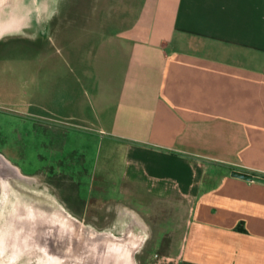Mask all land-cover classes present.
Segmentation results:
<instances>
[{
    "label": "crops",
    "instance_id": "crops-1",
    "mask_svg": "<svg viewBox=\"0 0 264 264\" xmlns=\"http://www.w3.org/2000/svg\"><path fill=\"white\" fill-rule=\"evenodd\" d=\"M16 1L0 9L12 37L29 28ZM112 1L113 12L51 29L52 49L61 33L63 60L77 62L59 81L56 119L126 145L120 184L190 200L177 246L149 264H264V184L230 175L264 176V0ZM41 4L31 0L39 33Z\"/></svg>",
    "mask_w": 264,
    "mask_h": 264
},
{
    "label": "rangeland",
    "instance_id": "rangeland-1",
    "mask_svg": "<svg viewBox=\"0 0 264 264\" xmlns=\"http://www.w3.org/2000/svg\"><path fill=\"white\" fill-rule=\"evenodd\" d=\"M20 3L0 0V9L12 12ZM103 6H111L113 12L118 5L112 0H48V18L37 20V26L40 24L42 28L40 33L29 20L24 21L29 26L25 31L7 29V34L17 37L0 32V156L29 178L11 181L13 186L21 183L37 193L22 191L24 197L30 195L40 204L47 200L42 194L55 198L86 226L120 232L130 218L142 221L146 226V240L136 260L137 264H149L154 253L161 255L177 246L190 212V200L176 193L169 198H158L136 184H120L126 145L88 129L93 127L78 128L77 121L59 122L53 108L59 81L68 83L71 79L68 65L76 67L77 62L63 60L62 55L71 52L72 46L66 36V40L62 39L61 33L59 50L52 49L51 29L68 21L82 23L95 9L99 14ZM97 18L94 20L98 21ZM41 33L43 37H39ZM75 33L74 42H82L84 37L78 35L81 32ZM73 47L77 55L86 53L81 44ZM52 50L55 55L49 59ZM78 63L81 66L83 62ZM3 180L1 177L0 181ZM18 237L26 239L20 229L16 232L10 229L4 257L18 255L14 253L18 250L15 242ZM8 259L7 263L11 264ZM33 261L34 257L28 253L20 262L12 264H34Z\"/></svg>",
    "mask_w": 264,
    "mask_h": 264
},
{
    "label": "water",
    "instance_id": "water-1",
    "mask_svg": "<svg viewBox=\"0 0 264 264\" xmlns=\"http://www.w3.org/2000/svg\"><path fill=\"white\" fill-rule=\"evenodd\" d=\"M25 1L28 6L25 11L26 19L32 21L35 19L36 13L31 10V0ZM41 1L40 18L43 20L44 17L48 18L49 11L46 9L48 0ZM230 175L245 181L264 184V176L247 171L233 169L230 171ZM49 204H40L38 212L41 219L39 237H37L40 253H35V250L30 251L26 244L22 246L26 239L18 237V240L15 241L18 243V250L22 247L25 249L20 253L24 255L19 259V262L29 253L31 257H34V261L49 262L48 259H50L51 264H70L72 262L79 264H136V253L144 244L142 233L138 237L129 238L127 235L122 236V233L117 235L109 231L92 229L82 224L77 225L74 218L72 219V216L70 217V214L65 212L60 205ZM29 230H26L27 233ZM32 236L36 238L33 233ZM32 241L34 242V239ZM7 248L9 249V246Z\"/></svg>",
    "mask_w": 264,
    "mask_h": 264
},
{
    "label": "bare ground",
    "instance_id": "bare-ground-1",
    "mask_svg": "<svg viewBox=\"0 0 264 264\" xmlns=\"http://www.w3.org/2000/svg\"><path fill=\"white\" fill-rule=\"evenodd\" d=\"M10 169V170H8ZM1 177L5 179L2 182L0 181V264H9L7 263V260L9 256L4 257L5 253V239L7 236V233L12 229L16 232L21 230V232L26 235V241L23 242V245L26 244L28 249L30 251L35 250L36 252L40 253L39 246H38V239L39 237V229H40V217H39V211H40V204L37 202L35 198H33L30 195H26L24 197V193L22 191H25L27 194H37L36 192L29 191L25 186H22L21 183L18 185L13 186L11 181L13 179H27L29 178L27 176L22 175L19 170L9 162L5 161L2 156H0V179ZM13 178V179H12ZM25 181V180H24ZM27 189V190H26ZM40 195V193L38 194ZM15 197V198H13ZM42 197H45L47 199L43 203L44 205H50L49 203H55L58 204V201L55 198H49L47 196H44L42 194ZM49 201V202H48ZM62 206V205H60ZM62 209L68 213V211L62 206ZM69 214V213H68ZM132 214V213H129ZM133 216H137L134 213ZM70 217L72 215H69ZM139 217V216H138ZM76 221L77 225H81L82 223L76 219L74 216H72V219ZM137 219L134 217L130 218L128 222L126 223V227H124L119 233H122L123 235H127L130 237H138L142 234L144 235V242L146 240V226L142 221L138 219V222H136ZM141 226H139L140 224ZM139 224V225H138ZM29 225V227H28ZM83 226H86L82 224ZM88 227V225H87ZM91 227V226H89ZM92 228V227H91ZM29 230V233H27L26 230ZM93 229V228H92ZM112 233V231H110ZM32 233L36 236H32ZM128 233V234H127ZM34 239V242L32 241ZM33 245V246H32ZM24 247L20 248V250H15L14 253H17L18 255L14 254V256L10 259H8L11 264L12 262L18 261L24 254H20ZM49 262H46L45 260H38L34 261V264H51V260L48 259ZM71 262V261H70ZM70 264H79L76 262H72Z\"/></svg>",
    "mask_w": 264,
    "mask_h": 264
},
{
    "label": "flooded vegetation",
    "instance_id": "flooded-vegetation-1",
    "mask_svg": "<svg viewBox=\"0 0 264 264\" xmlns=\"http://www.w3.org/2000/svg\"><path fill=\"white\" fill-rule=\"evenodd\" d=\"M125 225V224H124ZM124 227H121L120 231L123 229Z\"/></svg>",
    "mask_w": 264,
    "mask_h": 264
}]
</instances>
